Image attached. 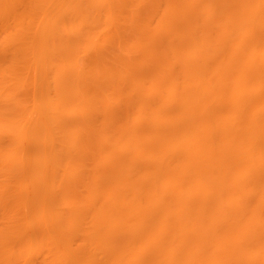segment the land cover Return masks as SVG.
<instances>
[{"label": "bare ground", "instance_id": "1", "mask_svg": "<svg viewBox=\"0 0 264 264\" xmlns=\"http://www.w3.org/2000/svg\"><path fill=\"white\" fill-rule=\"evenodd\" d=\"M135 1L137 2V0H0V22L2 23V25L4 27L6 26L5 28L9 27V21L11 18L15 20L17 27H19L23 24L27 25V29H26L24 35L26 37H28V39H26L25 41H20L18 44L19 48L23 49V47H21L19 45H23V46L25 45L26 47H24V49H26L29 45V42L31 41V37L33 36L34 33L38 32L39 29H40V32H42V31L44 32V33L43 32L42 33L44 34L45 39H47L49 34L53 33V32H54V34L59 33L58 34L59 36L64 35V37H62L60 41L54 42L51 47H52V49L57 51V55L54 57V59L56 57L59 59L63 58V57H66L68 59L70 58L69 60L70 61L72 60L70 62L71 65H63V66L61 65L59 67L57 64L56 65L57 67H54L55 70L51 68L52 70L50 69V71H48L47 73L45 72V75H40L38 73L39 77H35L33 79V82H32L33 84H32V89H31L34 92V95L37 97L36 101H38V100L42 101L44 98L49 96L50 82L47 79L48 78L50 79V74L53 73L51 76H52V78H55L56 84L57 85L62 84L66 87L65 92L63 91V88L61 87L62 91L64 92L61 95L62 106H63V104L68 105L69 102H71L72 100H75V101H79L81 103H84L86 107H97L96 105L98 104V106H99L98 109L101 112H103V114H101L103 116V118H100V117L98 118L99 120H103L102 122H100L101 127L97 130L93 129V130L86 131V134H85L86 137L85 138L80 137L75 131H72V130L69 132H66L65 134L60 135L61 136L60 142L62 143V145H71V147L73 149L74 148L77 149L75 151H78V154L80 155V156H78V158H80V159L77 158L79 161L77 160L76 162H74L75 166L71 167V168L69 167V169L67 167L69 163L66 164V168H63V166L65 167V165L61 166L60 162L57 163L59 166H56L57 165L56 162H55V164L51 163L52 158L49 157L47 148L43 144L42 141H35V142L31 143L26 138L22 139L20 137L23 140V143L21 145L25 150L30 149L31 151L37 152L39 154V156H37L35 159H33L29 164H26L24 161H22V163L20 164L21 170L25 171L26 169L31 167V168H37V170H39V172L40 171L43 172V168H44L43 165H45L48 168V170H44L45 173H46V171H51L53 174H58L62 170L63 172H61V174H58L61 176L60 177L61 179L59 178V180L64 181L62 183H63V185L65 184V186L67 188L63 187L65 189H63V188L60 189L62 191H60L58 193H56L55 191H50V192L44 193L43 189L36 190L33 192L26 191L28 189L25 187V185H24L25 188H23L22 184H20L21 187L19 185L15 188H8V186H6V188L8 190L10 189L9 190L10 192L8 191L9 194L13 193V195H15V194L17 195L18 191H20L22 194L24 193L23 194L24 196L20 192L17 195V197L20 195H21L20 197H22L21 198L22 200L20 199V197H18V201L20 199V202L17 205L18 209L20 208V206H23V209L25 210V208H27V206H26L27 204H25V203H27L31 197H32L31 199H33V200H35L33 197L38 198L33 202L32 206H34L35 211L37 210V213L38 212L40 213V214L38 213L39 214L38 219L40 221V224L42 225V234H43L44 238H48V242L50 241L52 244L56 245V243L59 242L60 244L58 243L56 245V246H59V245L63 244L64 242L69 243L70 240L63 237L61 240L58 241V240H55L51 237L52 236L51 233L48 234L49 225L56 227V230L54 233H57V232L61 231L62 229H64V225L60 224L62 222L60 220H62V219L61 218H58V219L52 218L50 216V214L53 215V213H55V211H56L55 209H57L56 208V203H57L56 201H58V199L62 198L63 200H65L64 198H66V199L68 197L70 198L72 196L71 194H73L72 192H74V189L76 190V188L78 186L81 187L82 185H84L85 187L83 186L81 188H83L84 190L86 188L85 192H87V193L85 194L86 196L83 197V199H84V201H86L87 205L77 204L80 202V200L78 201V198H77L78 196L75 197L76 195L73 196V197L77 198V199H74V201L72 200V198L67 199L68 202L70 203V204L68 203V205H71V204L75 205L74 207L79 206L78 208H75V209L73 207L71 213L73 215H75L77 212V214H78L77 216L79 217L81 215V217H79V219L81 218L80 220H82L79 223H78V220H77V222H74L75 221L74 220L72 222V226H71L70 231H71V236L72 235L74 236L77 234H82V232H84V236L82 237L84 239V241L87 243V241L89 240L90 243L94 246L91 249V251H89V253L87 255V258L89 260L93 261L92 264H103L104 257L108 258L110 260L111 264H123V263H125V261H126V263H128L127 261L132 262L133 259L137 258L136 255L137 256H138V254L144 255L145 248L141 247L142 246V244H141L140 247L143 248L144 250L142 251V249L141 248L140 249H141V252H143V253L138 252L136 249L132 250V247H135V245L132 246V244H131L132 242H134V240H132V242H130L131 237L133 238L131 232L132 231L137 232V230H138L137 233L142 235L147 230L149 232H152L151 235H153V233L156 230V229L154 230V228L156 225L155 223L157 221L155 220V217L152 216V214H150L149 216H147L145 218H142L140 216L141 214L139 212L134 211L132 209H129V207L122 206L123 204L118 206V203H116V201H115V204L113 202L111 209L108 211L110 213H108L106 210V205L108 203L107 204L103 203L104 205L100 203L101 204V205L99 204L100 208H99V206L97 207V203L96 204L93 203L94 200L96 201V199L101 197L100 194L102 193V190H103L105 183L108 180L113 179L114 172H116L120 169L119 168L118 170H116V168L122 164H125V162H127V164H129L127 168H124V171L126 169L125 176H124V177H127L126 179H128V178L133 179L132 172L135 170L137 165H139V166L142 165V169L144 168L146 171H148V170L150 171L149 175L146 174L147 177L150 178L149 179L150 182L148 181L149 184H145V182H144V184H142V180H141L140 184L139 183L137 185L135 184L136 186L132 187L133 189H131V190H133L135 192L137 191L139 193L151 192L153 194H161V195H163L162 199H164V201L167 199H170L171 197H172L173 201L176 200L177 195L181 196V195L186 193L185 192L186 189L184 190V187L186 185L189 186L191 184H192V186L190 188L188 187L189 192L186 194V195H189L190 197L188 196L189 200L187 199L186 203H188V202L192 203V201L195 198H198V195L200 197V194L206 193V194L219 195V196L222 194L225 195L226 193L224 194V190L222 191L221 188L225 186L224 185L225 183L227 185V181H224L222 179V177H224L226 175L222 174V177H219V174H218V177L221 178L220 181L222 180L225 182L224 183L221 181L222 183H224L223 185H221L219 178H217L218 179V181L216 180L217 182L213 181L214 179H216L214 177V174H216V173H214V172L218 171L217 165L220 167L219 168L220 171H224L226 169L221 170V166H222V163L224 164L225 162L228 163V165L225 163L224 166L227 165L228 167L232 163H233V166L235 164L234 167L230 166V168H228V169L235 168L237 164H238L237 167H240V165L242 163L247 164V165L244 164L245 168L242 164L243 170L245 171L243 173V170H241L243 174L239 170L242 168V166L239 169H237V167H236L235 171H234L235 174H236L237 170L239 171L238 174L239 173L242 174L241 176H238V179L240 178L239 179L240 180V187L238 185H237V187L241 190V193L243 195L247 194V192L254 194V190H261V188L264 187V186H261V183L264 179V160H263L264 158L262 160L261 159L259 160V158L256 160L257 157H255V160H254V155H253V154L257 155V153H255L256 148L258 150H260L264 146V134H262V133H264V107H262L264 104V95H262V96H259V94L256 95L255 94L256 91H255V93H253V91H251L249 88L250 86H252V85H250V82L252 81V83H253L256 78H248V76H247V78H245V77L239 78L238 77L240 79V80H238V78L236 79L235 76H234V78L230 77L229 73H226V72H223V73H225V75H223L222 72H221L222 74H218L217 72H219V71H214V70H216V68H213L211 66L212 64L216 65V62L218 61V59H220L222 62V59L223 58L225 59V56H224L225 52L226 53L231 52L233 54L232 56L233 57L235 56V58L237 59L238 57H240V56H238V54L240 53L239 51L243 50L245 48L244 47L245 45L248 46L249 48L246 47L243 50V52H245L246 49H248L246 51H249L251 48V50H250V53H251L253 48L250 46L254 47L253 44L256 43V41L258 40V37L260 38L261 36H264V0H217L215 3H211L212 0H166L165 6L161 7V8L159 7V5L162 4L163 0H154L156 4L151 5L150 8L152 6H154L155 8H151V9L148 8V11H149V9H150V11L153 10L152 15H154L155 18L157 19V23L154 27L142 25L141 23L140 24L138 23L136 25H135V23H132V24L126 23L125 20L128 18V16L133 15V12H134V11L132 12L134 7H131L129 5L135 4ZM60 3L61 4L64 3L61 6H64L67 4V6H65V7L70 8L71 12L67 8H66L67 10L64 9L65 11H62L63 9L59 8ZM136 6L137 5H135V7ZM18 7H22V10L20 12L17 11ZM65 7H63V8H65ZM136 9H137V7H136ZM73 10H75V11H73ZM66 11L69 13H65ZM76 11H77V16L78 15L81 16L80 20L82 22L79 21V23H82V26L80 25V30H79L81 32L80 33L77 32L79 34L76 33V36L70 37L72 34L73 35L75 34V33H73V31H72V34H70L71 32L69 33L68 31L69 30L70 31L75 30L74 29L75 27H73L70 24H73V23H71V21H72L71 15H72V13H73V15H75L74 13ZM127 11H128V13H127ZM98 12L104 14L103 19H102L103 21L99 20L102 18V17L98 18L100 15L95 17L96 15H98V14H96ZM65 16H66V18H65ZM49 17L50 18L55 17L54 20L53 19L52 20L56 21L57 25L56 24H53V26L51 25L53 28H50L51 27L50 23L48 26H46L47 22L50 20ZM90 19H93L95 21V24L93 22L90 24ZM51 21H49V22H51ZM62 21L65 23V25L67 27L64 25V23ZM58 22H59V24H58ZM61 22H62V24L60 25ZM66 23L67 24L70 23V24L67 25ZM92 24H93V27H91ZM94 25H96V26L94 27ZM72 27H73V29H71ZM59 29H60V31H59ZM61 29H63V30L61 31ZM77 29H78V27H77ZM98 31L100 32L98 34L100 36L110 35V34L119 36V35H123V34L126 35L127 33H131L132 35L134 34V35H139L140 37H142L141 38L142 41L140 44L146 43L147 45H145L142 48L141 52H143L142 53L143 56H141V57L144 58L146 62H148V60L151 57H153L154 55H156L158 51L164 52L165 54H163V59L165 61V68H166V70H168V69L172 70V68H173L172 79H176V80H174V81H176L175 84L179 85L180 81L182 80V78H178V77L175 78L176 75L179 76L177 71H179V69L181 68L184 73L188 72V73L184 74V76L186 75V78L183 77V80L186 79L188 82V83L186 81L184 82V83H186L185 84L186 87H187V85H189V87L191 86V88L188 87L190 92L192 91V93H193L194 90L196 91V92L194 91V93H196L195 96H194V94L191 93L193 95L192 98H189L192 95H190V96L186 95L185 96L186 98H184L183 93H181L180 95L177 94L175 92V90H177V89H175V86H172L173 85L172 82H174V81H171L172 85L169 86L168 92L170 94L169 90H171V92H172V90H174L175 93L174 94L171 93L169 96L167 95V97H169L168 99H167V97H165L167 91H163L165 96L163 93L161 94V92H160L158 94L159 98H158V95H156L158 99L155 96V100L153 102L152 101L144 102V100L138 101L141 103V105L138 106V104H136L137 105L136 109L133 111L132 115L131 116L128 115L124 121L119 120L121 116L119 115L117 108H113L116 106V104L114 105L115 100L109 99V96H106L104 94V92L106 89H108L110 86H112L114 89L119 90L116 92V94H120L123 91V89H125L127 87V84H125V82L123 83V86L121 88L119 84L111 85V82H104L103 80H100L97 82V81L91 80L90 78H86V75H83V78L80 75L74 76V73H75L74 69L81 67V65H80L81 62L90 61L91 57H94V58L98 57L99 59L107 58V56H104V55L99 56L98 55L99 52H101V51H107V49H106L107 47L106 48L104 47L105 48L104 49L103 46H101V48H97L95 45L92 48L91 47L89 48L87 46L88 45L87 43L92 39L91 36L93 35L95 38V34H97ZM64 32H65V34H64ZM66 32H68V33H66ZM90 37H91V39L88 40V42L86 43L85 41H87V39ZM244 37L248 38L249 40L246 41V38H245L242 40L244 42H240V38L242 39ZM256 38H257V40H256ZM252 39H253V41H255L254 43H253ZM48 41L46 40L47 43H48ZM46 42H44V43H46ZM83 42H85V44L87 46L86 51H84L85 49L82 48L83 52L82 51L79 52V50H80L79 47L81 45L83 46V44H84ZM184 42H186V44H184V45L187 48H189V51L193 50V52H194V54L192 56L188 57V62H185L187 60V58L182 59L181 55L177 56V55H179L181 45ZM248 42H252V44L248 43ZM243 43H245V45L242 46ZM93 44H94V42H93ZM184 45H182V46H184ZM53 46H55L57 49ZM5 49H6L5 45L1 44L0 45V54L1 55L5 54V51H6ZM100 49H102V50H100ZM168 52H172V54L174 56L168 58V56H167ZM229 55H231V54H229ZM245 55H246V53H245ZM226 56H227V54H226ZM180 58L182 60H180ZM212 58L216 59L217 61L214 63H211V65H209V67H208V70L206 68L204 69V66L202 68V63H204L203 65H205V63H206V66H208V64H210V62H211L210 59H212ZM175 59H177L179 61L177 62V60H175ZM213 59H212V62H213ZM228 59H230V58L227 57V60ZM263 60H262V62H263ZM226 61H225V65L228 67L229 65H228V63L226 64ZM221 62H220V64H222ZM57 63H59V62H57ZM70 63L68 62V64H70ZM230 63H233V62H230ZM234 63H236V61ZM170 64H171L172 68L170 67ZM175 64L178 66L179 69L177 68V66ZM184 64H186L185 67L186 66L188 67V71L184 67ZM199 64H201V65H199ZM52 65L54 66V64H52ZM173 65H175V66H173ZM260 65L262 66L261 63H260ZM220 66H223V65H220ZM232 66H233V64H232ZM263 66H264V64H263ZM151 67L153 69L152 68H150V69L154 70L155 66H151ZM182 67H184V68H182ZM258 67H259V65L256 68H258ZM194 69H195V71H194ZM211 69H213V72L216 74H213ZM217 69H218V67H217ZM232 69H233V67H232ZM232 69L230 68L228 70H232ZM261 69H262V67H261ZM41 71H43V70H41ZM175 71H176V73H175ZM205 71L206 72L208 71V72L205 73ZM209 71H211V72H209ZM223 71H227V70H225V68H224ZM235 71H236V69H235ZM229 72L231 75H233L231 73L232 71H229ZM254 72L257 73L256 71H254ZM262 72H263L262 73V75H263L264 71H262ZM153 73L154 72L152 71L151 74H153ZM210 73H211V75H210ZM233 73H234V71H233ZM42 74H43V72H42ZM59 74H62L63 77H60ZM234 74H236V73H234ZM240 74L241 73H239V75ZM202 75H204V76H202ZM207 75L208 76L210 75L209 78L211 77L210 79L212 82L214 80L220 81L219 79H221V81H220L221 85L220 86H222V87H219V88H221V91H220L221 93H224V92L226 93V97L225 96L222 97L224 100H226V102L222 103V101H224L223 99H219V102H221V103H218L217 101L212 100L213 97L218 96L216 94H219V93H216L211 97L210 96L207 97V95H204L206 97L204 98V96H203V100L205 99V101H207L208 103L205 101H203V102H205V105L207 103L206 107L208 109H207V111H205L206 109L204 110L205 113H207V114H202L204 117H202L200 120L199 119L200 117L197 119L194 117L193 113H191V111L194 109H192V103H190V100L192 99L191 101H193L194 99H199L203 95V94L200 95L201 92L200 93L198 92V85H197L198 82L197 81L199 79V82H200V79L208 78ZM244 75H247L246 71H245ZM212 77H214L216 79H214ZM74 78L79 83H82V82L92 83L94 85L93 91L90 94H84L83 95V94H78V93L74 92L73 89L69 90V87L72 85L71 81ZM108 78H116V77L110 76ZM257 79L260 80L262 78H257ZM177 80H179V82H177ZM157 81L158 80H154L155 83L162 85L161 82L158 83ZM218 81H214V82H216L215 84H217ZM134 83L137 85V87H135L136 93L141 95L139 93V90L140 91L143 90L142 86H141V81L138 79H134L133 84ZM195 83H197V84H195ZM169 84H170V82H169ZM169 84L167 82V84H163V85H169ZM188 89L186 88L185 91H187ZM191 89H193V90H191ZM227 94H228V97H227ZM198 96H200V97H198ZM209 98H212L211 101H214V103L217 102L218 104L211 103ZM116 99L118 100L117 97H116ZM156 100H158V101H156ZM200 100H201L200 102L202 104V107H205V105H203L204 103L202 102V97ZM227 101H228L229 105L227 104ZM118 102H120V101H118ZM138 102H136V103H138ZM209 103H211L212 105H215V106L213 107ZM189 104L191 106H189ZM225 104L227 105V107L224 106ZM261 104H262V106H261ZM208 105H210L211 107ZM223 107H225V108H223ZM228 107H230V109ZM217 109L219 111L221 110V112H218ZM232 109H235V110L231 111V112L229 111L230 113H228V110H232ZM9 110H10V108H9ZM208 110L211 111V113ZM213 111H216V113H214ZM223 111L228 115L233 112L232 113L233 117H232L231 121L234 120V122L235 121L236 122L232 123L233 122L232 121L231 122L232 125L230 123L231 126H226L225 123H223L225 125L224 126L222 124V120L224 119L223 115H226V114ZM143 112L144 113L148 112L149 116H151V120H152L151 123H149V120H148V122L145 121V123H144L143 119L141 121H137L134 123L132 120V117L135 116V121L139 118L141 119V117L143 116V114H142ZM209 113L213 114V115H211V117H209L210 116ZM248 113L250 115H252L254 118L256 117V119H260L261 123H259V124H261V125L263 124V127L258 128L256 126V123L255 124L244 123L245 122L244 119H243L244 121H241V122L239 121V119H240L239 116H241V115L247 116ZM36 114H37V119L42 120L46 125L48 124V121L46 120L45 117H49L50 120L52 121L51 124H53L58 119L57 123L61 122L62 126L66 125L67 127L69 125L73 124V122L75 123V121L84 123V122L92 121V119H93V118L90 119V118H86V117L83 118L81 116L79 119H75L74 121L70 122L68 120L69 118H66V119L64 118L65 117V115H63L64 114V108L59 109V110L54 109V108L46 110V108L43 107L42 109L38 110L36 112ZM98 115L101 116L100 114H98ZM195 115H196V113H195ZM214 117H216V120H218V122L221 120V124L218 125V124L214 123L216 125H213V122L216 121L213 119ZM148 118H150V117H148ZM207 118L208 119L210 118L209 120L213 119L212 122L211 121L207 122ZM217 118H221V119L219 120ZM247 118H250V117H247ZM130 120H132V121L128 122ZM140 122L142 123V125H140ZM114 123L117 125H121L118 128V130L113 133L114 136L116 137L115 143H113L112 141H109L110 140V132L106 128L109 125H112ZM145 124H146V126H145ZM221 125H223V126H221ZM150 128L152 131L150 134L149 133L144 134V132L142 131L144 129L145 131L149 132ZM125 130H127V131H125ZM126 132H129L131 134L130 138L132 137L133 139H136L135 140L136 142L134 143L135 147H131L129 145L133 141V140H131L132 138L131 139L129 138L130 143L128 141L129 139L128 140L125 139ZM183 132H184L183 136H185V139H186V140H183L185 142L183 144V146H185V150L183 149V152L181 151L182 153H180L177 151V147L182 142L180 143V138L178 139V137L176 135H180ZM233 132H234V134L232 136L234 138H236V136H234V135H237V134L239 135V133H240V136L242 138L241 137H240V139L238 138V141L241 140L242 143L245 140V138L248 137V140H246V141H248V143L240 144L241 150L239 149V145H237V143H240L241 141L237 142V140L235 141L234 139H233L234 140L233 141L232 138H231V140L229 139V137H232L230 134ZM235 133H237V134H235ZM21 135H23V134L21 133ZM225 135L226 136L228 135L227 136L228 139ZM220 136H223V138L225 137L224 140H226V141L229 140L228 142L233 141L232 143H234L237 147H234V149H232L230 147L231 148L230 149L229 148L230 145H228V142H227L228 148L224 149V146L222 145V143L223 142L225 143V141H223V138H221L223 141L222 142L219 139ZM217 139H219V141H221V145L223 146V148L222 147L220 148L221 145L218 143V141L215 142ZM85 140L87 141L86 143H85ZM125 140H127V142H128V145H129L128 148L130 147L129 149L127 147L123 146V144L125 143L124 142ZM246 141H244V142H246ZM122 142H124L122 144L123 147H120ZM133 142H132V144H133ZM215 143H218L220 145L219 149H221V150L223 149L221 152H217V151H219L218 144L216 146V145H214ZM244 144H246L247 146ZM241 145H243V147L246 146L243 149L244 151L242 150L243 147ZM186 146H187V148H186ZM180 147H181V145H180ZM225 147H227V146L225 145ZM72 148H70V149H72ZM81 149H83L84 151L89 150L90 153L93 152L94 150H96L98 152V155H92L93 156L92 157L93 158L92 163L89 165L90 167H89V169L87 168L88 170L86 172L84 170H83L84 171L83 172L82 169L84 167L85 168L87 167L88 162L86 161L87 163L85 164L84 156H86V155L84 154V152L82 154ZM258 150H256V151L258 152ZM245 151H247L248 153L246 154ZM261 151H260V153H261ZM181 155H183L184 157L188 156L190 159H189V161H187V163H185L183 165H178V162L180 161V159H178L179 161L177 162V158H181L182 157ZM77 162H79V164H77ZM180 162H182V161H180ZM31 163H32V165H31ZM78 166H79V169H78ZM139 166L136 169H139ZM40 167L42 170L40 169ZM49 167H51L53 169H51ZM60 167H62L61 170H60ZM107 167H109L110 171H108L109 169H107ZM231 167H233V168H231ZM54 168H56V169H54ZM57 169H58V173H56ZM65 169H67V170H65ZM210 169H211V171H210ZM216 169H217V171H214ZM139 170H141V169H139ZM139 170H137V171H139ZM212 170L214 171L213 172L214 174L211 173ZM158 171H160L161 174H163L165 176L164 181L162 183L159 182L160 184L157 182V179H156ZM220 171H218V172L220 173ZM229 172H228V174H229ZM63 173H65V174H63ZM147 173H149V172H147ZM224 173H226V172H224ZM116 174H117V172H116ZM161 174H160V176H161ZM230 174L232 175V172ZM58 175H56V178H54L55 180L58 179L57 178ZM64 175H67V176H65L66 178L64 177ZM247 175H248V177L246 178ZM233 177L235 178V175ZM118 178H121V175H119ZM234 178H232L233 181L238 180L237 178H236V180ZM66 179H67V182H66ZM224 179H226V178H224ZM227 179H228V177H227ZM70 181L72 182L71 183L72 185L70 184ZM90 181L92 182V184ZM115 181L117 182L118 179H116ZM132 181H135V180H130L129 182L127 181L128 183L126 182V184L132 186L133 185ZM238 181L236 182L237 184H238ZM73 182H76V183H74L75 185L73 184ZM86 182H88V183H86ZM89 182L91 185H89ZM137 182H139V181H137ZM78 183L79 184L81 183V184L79 185ZM228 184H230V183H228ZM251 184H254L253 188L250 187ZM87 185H89V186L87 187ZM123 185H125V184H123ZM120 187H122V185ZM225 187H224V189H225ZM228 187L229 186L227 185V188ZM18 188L19 189L23 188V190L25 192H23L22 189L19 190ZM95 188L97 189V191ZM11 189H13V190L11 191ZM16 189H18V190H16ZM70 189H71V191H70ZM15 190H16V193L14 194ZM65 190H66V192H65ZM220 190L222 191V193L220 192V194H219ZM263 190H264V188H263ZM77 191L78 190H76V192ZM256 192H258V191H256ZM126 193H127V191H126ZM130 193H132V192L130 191ZM76 194H78V192ZM153 194H151V195H153ZM33 195H35V196H33ZM80 195H79V197H80ZM140 195L142 197V194H140ZM203 196H205V195H203ZM258 196H259V194H258ZM25 197L28 200H26ZM144 197H146V196H144ZM214 197H216V196H214ZM240 197H242V196H240ZM252 197H253V195H252ZM44 198L46 199V201L44 200ZM201 198H202V196H201ZM226 198H227V196H226ZM115 199H116V197H115ZM150 199H151V197H150ZM180 199L182 200V198H180ZM184 199H186V198L184 197ZM206 199H207V197H206ZM256 199H257V197H256ZM37 200H39V201H37ZM71 200H72V202H71ZM151 200H154V199H151ZM160 200H161V198H160ZM170 200H168V201H170ZM197 200L195 199V201H197ZM24 201H26V202H24ZM36 201H37V203H36ZM107 201L110 202L108 199H107ZM158 201H159V199H158ZM178 201H179V199H177L174 202L177 204ZM203 201H204V203H207V202H205V199H203ZM226 201H228V200H226ZM247 201H249V200H247ZM222 202H223V200H222ZM224 202H225V199H224ZM263 202H264V200H263ZM64 203H65L64 205H67L66 202H64ZM175 203H174V205H175ZM186 203H184V204H186ZM179 204L182 205V203H179ZM197 204H198V202H197ZM207 204L210 205L211 203H207ZM195 205H196V203H195ZM200 205H202V204H200ZM256 205H257V203H256ZM82 206H84V207L82 208ZM89 206H93V208L90 207V209H89ZM132 206H133V204H132ZM198 206H199V204H198ZM154 207H156V206H154ZM36 208H38V209H36ZM85 208H87V209H85ZM96 208L101 209L102 213L101 212L99 213V211H98L99 209H96ZM104 208H105L106 212H105ZM180 208H184V207L181 206ZM214 208H216V210H217V208L221 209L222 206L220 204ZM78 209H81V210H78ZM167 209H169V207ZM235 209H237V208H235ZM103 210L105 213L103 212ZM122 210H124V211L122 212ZM196 210H197V207H196ZM203 210L205 211V209H203ZM221 210H220V212H221ZM227 210H228V213L223 217H227L229 214H231L232 211H234V209H232V208L231 209L228 208ZM153 211H154V209H153ZM184 211H186V210L184 209ZM191 211L193 212L194 210H191ZM191 211H189V213ZM238 211H240V210H238ZM240 212H243V211H240ZM184 213H186V212H184ZM202 213L204 214V212H202ZM212 213L210 215L212 218L207 220L205 222L206 223L205 225L202 222V224L204 226H201V225L198 226V223L200 220L195 219V218H194L195 220L191 219V221L190 220L185 221V224L188 225L189 230L190 229L191 230L187 231V228H184V230L182 229L183 232H180V233L182 234L183 237H186V238L188 237L187 240L189 242L192 240H194L196 242V243L193 242L194 245H193V243H189V242L185 243L186 246H187V244H191V245H188V246H191V249H192V251H189L190 253H195V255L197 254L196 256L198 257V255H200V253H199L200 248L203 247V246H201V243H200L201 240L200 239H202L203 243L206 244L207 242L210 241L209 239L212 238L211 241H213L214 237L218 236L219 239L216 238V240H214V244H216V246H214V248H213L214 252H216V254L211 255L214 252L212 250H209V249H207V250H209V253L211 251L212 252L210 254H205L203 252L204 250H202V248H201V250H202L201 252H203V253H201L200 256H202V254H205V256L209 255L211 258L213 257L211 259L210 257L206 256L207 258H210L211 261H207V259L204 257L205 258L204 260L209 262V263L210 262L213 263L215 261L214 263L217 262V264H221V262H223L225 260V264H227L226 262H228V261L229 262L232 260L235 261L236 259H237V261L240 260V259L238 260V258H236L235 254L237 253V255H239L241 252L239 254H238V252L243 251V249H244V245H243V243H244L243 242L244 241L243 234L244 233H246V234L249 233L250 238H252L253 241L254 240L257 242L260 241L259 238H261V237L256 236V234H254L253 230H251V229H253L252 228L253 224L250 225V223H249V226L251 227L250 228L247 225L248 224V222H247V224H245L247 227H245V230L243 229L244 232L242 234H240L237 230L238 228L237 229L233 228V226H236L235 225L236 219H234L235 221L232 219L233 222L227 221L225 223L223 221L225 218L223 219V217H219L220 218L219 219L217 217H214L216 215H213ZM121 214H123L122 215L123 217H121ZM191 214H193V213H191ZM198 214L200 217L197 215H190V216H193L196 218L199 217V219H201L204 216L200 212ZM205 214H206L205 215V217H206L207 212ZM182 215H184V214H182ZM201 215H203V216H201ZM241 215L243 216V214H241ZM35 216H37L36 212H35ZM186 216H184V217H186ZM139 217H141V218L139 219ZM188 217H189V215H188ZM95 218L97 220H95ZM180 218H181V216H180ZM208 218H206V219H208ZM221 218L223 220H221ZM229 218H231V217H229ZM86 219H88V220L91 219V220L88 221ZM203 219H205V218H202L201 220H203ZM244 219H245V217H244ZM83 220H84V222H83ZM180 220H182V219H180ZM241 220L244 221L243 218ZM85 222H87V223H85ZM97 222L100 224H98ZM93 223H95V224H93ZM158 223L159 222H157V224ZM220 223H222V224L225 223L224 225H226V227L229 228V231L231 232V235L234 239V240L233 239H231V240L234 241L233 242L234 244H232L231 240H230V242L222 243V240L223 241H225V240L229 241V239H225L224 237L221 236L222 240H220V237H219L220 231L219 230H218L217 236L213 235L214 237H211V238L207 237V236H211L210 235L211 233L215 234L217 232V229H220L222 227V224L220 225ZM96 224L99 226V228L96 226L98 228V231L100 232L101 229H103L104 233L102 232V234H101V232H100L99 236L94 237L95 233L99 234V232L97 231V228L95 227ZM162 224H164V223H162ZM126 227H127V229H126ZM175 227H177V226H175ZM199 227L200 228L202 227L201 232L198 230ZM243 227H244V225H243ZM206 228L208 231H210L209 235L207 233L208 231L206 230ZM134 229H137V230H134ZM166 229H168V232ZM171 229L173 230L174 227H171ZM171 229H170V227L166 228V225H165V230H166L165 233H167V234L171 233V234H168L167 237H166L167 234H165V233L164 234H165V237L167 239L173 238V241H174L175 236L174 237L169 236V235H173V233H175ZM169 230L172 232H170ZM185 230H186V232H188V234H183V233H185L184 232ZM239 231H240V229H239ZM135 232H132V233H135ZM204 232H205V234H207L206 238H204L205 237ZM260 232L261 231H259V233ZM158 233H156V234L154 233L155 235L152 236V240H154L153 241L154 244L153 245L151 244L153 247L151 250L148 249L150 251V254H148L149 252L148 253L146 252L145 255L148 254V256L145 257L142 255L143 258H142V260L140 259L141 261L138 260V258H137V261H140L139 264H146L147 261H149L148 264H150V262L154 261V259H155V261L156 260L159 261L162 257L166 256V254H164L162 252V249L159 248L160 247L159 245L164 244L163 240L166 238H164L162 236V235H164L162 232H161L162 234H160V233L159 234L164 239L160 238L159 237L160 235ZM127 234H129V236ZM2 235H4V234H2ZM130 235H131V237H130ZM157 235H159V236H157ZM179 235L180 234L178 233V236ZM200 235H201V238L199 239ZM6 236H8V234ZM182 236H179L178 239H180ZM106 237H108V239H110L112 242L110 240L106 241L105 240ZM126 237H128V238L130 237V238L127 239ZM158 237L160 239H162L161 240L162 243L160 241L157 242V240H160ZM183 237H182V241L183 242L187 241V240H184ZM92 238H94V239L92 240ZM86 239H88V240H86ZM176 239H177V236H176ZM124 240H127L128 242L124 241ZM62 241H63V243H62ZM104 241H105V243H104ZM150 241H151V239H150ZM180 241H181V239H180ZM204 241H206V242H204ZM211 241H210L209 245L211 246L210 248L212 249L211 243H213V242H211ZM245 241H247V240H245ZM156 242H157V244H159V242H160V244L156 245ZM65 243H64V245H65ZM225 243H228V246H229V244L237 245L236 247H238L239 245L240 246L238 247V249L235 247L233 251H228V252H231L228 254L227 250H229L231 248L233 249V246L228 247L229 249L225 248V246H227V245H225ZM262 243H264V242H262ZM106 244H107V246H106ZM133 244H135V243H133ZM222 245L224 246L225 249H227L226 251ZM257 245H258V243H257ZM157 246H159V247H157ZM182 247H184V246H182ZM159 249H161V252L165 256H162L161 253H160L161 255L158 254L160 252V251H158ZM82 250H80V253H83L82 255H84V257L86 258L85 247H84V249L82 248ZM134 250L136 251L137 254L134 252ZM84 251H85V253H84ZM157 251H158V253H157ZM256 251H258V250H256ZM164 252H165V250H164ZM169 252H168V254L171 255ZM189 252H186V253H189ZM186 253H184V254L186 255ZM190 253L187 255L190 256L191 255ZM249 253H251V251ZM157 254L159 256H161L158 259H157V257H158ZM184 254H182V255H184ZM185 255L182 256V258H180L181 261L186 259ZM193 255L194 254L191 255L192 257L190 256L191 258L186 259L187 262L188 261L190 262L192 258L193 259L195 258V256L193 257ZM259 255H261V254H259ZM200 256H199V258H200ZM59 257H61V256H59ZM138 257H140V256H138ZM183 257H184V259H183ZM167 258L168 257L166 256L164 259L168 260L169 263L166 260H165L166 262L163 260L162 261L163 264H167V263L168 264H171V263L172 264L173 263L178 264V262L175 261V260H178V259H176V258H178V256L175 257V260H173L174 257L171 259L174 262H172L171 260H169ZM169 258H170V256H169ZM200 259L202 260V263L205 262V261H203L202 257ZM200 259H199V261H200ZM242 259H243V257H242ZM186 260L184 261V263L182 262L181 264H185ZM196 260H197V258L194 259L193 263H192V261L190 263L195 264V262L198 261V260L197 261ZM212 260H214V261H212ZM170 261H171V263H170ZM243 261H244V259H243ZM154 262L152 264H157L156 262L155 263ZM88 263H90V261H88ZM159 263L160 262H158V264ZM162 263H160V264H162ZM197 263L200 264V262H197ZM253 263H254V261H253ZM262 263H264V262H262ZM259 264H261V263H259Z\"/></svg>", "mask_w": 264, "mask_h": 264}, {"label": "rangeland", "instance_id": "2", "mask_svg": "<svg viewBox=\"0 0 264 264\" xmlns=\"http://www.w3.org/2000/svg\"><path fill=\"white\" fill-rule=\"evenodd\" d=\"M217 0H212L211 1V3H215ZM162 2V1H161ZM166 2V0H163V2H162V4H160L159 5V7L161 8V7H164L165 6V3ZM62 4H64V3H62ZM61 3H60V7L59 8H62L63 10L62 11H65V10H67V9H69L70 10V8H68V7H65V6H67V4L66 5H64V6H61L62 5ZM153 4H156L155 3V1L154 0H137V2L135 1V4H133V5H129V6H131V7H134L133 8V10H132V12H133V15H130V16H128V18L125 20L126 21V23H130V24H132V23H135V25L136 24H142V25H146V26H150V27H154L155 25H156V23H157V19L155 18V16L154 15H152V12H153V10L152 11H150V9L151 8H155L154 6H152L151 8H150V6L151 5H153ZM135 5H137L136 7H137V9H136V7H135ZM86 6V5H85ZM63 7H65V8H63ZM67 8V9H66ZM87 8V7H86ZM148 8H150L149 9V11H148ZM58 9V8H57ZM65 9V10H64ZM76 9V8H75ZM84 9V8H83ZM127 9V8H126ZM22 10V7H18L17 8V11L18 12H20ZM73 11H75V10H73ZM126 11V10H125ZM70 12H71V10H70ZM87 12V11H86ZM65 13H69V12H65ZM127 13H128V11H127ZM13 14V13H12ZM11 14V15H12ZM75 15H73V13H72V15H71V17H72V21H71V23H73V24H70V23H66L67 25H72L73 27H75L74 29L75 30H69L68 32L70 33V34H72V31H73V33H75L74 35L72 34L70 37H73V36H76V33L77 32H81V31H79L80 30V25L82 26V23H79V21L80 22H82L80 19H81V16L80 15H78L77 16V11L74 13ZM96 14H98V15H96L95 17H97V16H99L98 18H100V17H102L101 19H99V20H102L103 19V15L104 14H102V13H96ZM67 16V15H66ZM66 16H65V18H66ZM70 16V15H69ZM70 17V18H71ZM93 17V16H92ZM54 18L55 17H52V18H50L49 17V21H51L52 19L54 20ZM68 19V18H67ZM51 21V22H47V25L46 26H48L49 25V23H50V26L52 25L53 26V24H56L57 25V23H56V21ZM70 20V19H69ZM93 19H90V24L93 22L94 24H95V21L93 20ZM129 20V21H128ZM67 21V20H66ZM103 21V20H102ZM63 22V21H62ZM62 22L60 23V25L62 24ZM70 22V21H69ZM46 23V22H45ZM64 23V22H63ZM58 24H59V22H58ZM77 24V25H76ZM64 25H65V23H64ZM49 26V27H50ZM50 27V28H53V27ZM66 26V25H65ZM96 25H94V27H95ZM6 27V26H5ZM3 25H2V23L0 22V45L1 44H4L5 45V54H0V264H92V260H89L88 258H87V255H88V253H89V251H91V249L94 247L91 243H90V241L88 240V239H86V240H88L87 241V243L84 241V239L82 238L83 236H84V232H82V234H77V235H72L71 236V226H72V222L74 221V222H77V220H78V223L79 222H81L82 220H80L79 219V217H81V215L78 217L77 215V212H76V214L75 215H73L72 213H71V211H72V209H73V207L75 206V205H68V200L67 199H70V198H72V200L74 201V199H77L78 198V201L80 200V202L79 203H77V204H79V205H87V203H86V201H84V199H83V197H85L86 195V193L87 192H85V190H86V188H85V190L83 189V188H81V187H83L84 185H82L81 187L80 186H78L77 188H76V190H78L77 192H78V194H76L77 192H76V190L74 189V192H72L73 194H71L72 196L69 198H64L65 200H63L62 198H60V199H58V201H56L57 203H56V208L57 209H55L56 211H55V213H53V215L52 214H50V216L52 217V218H61L62 220H60V221H62L60 224H62V225H64V229H62L61 231H59V232H57V233H54L55 232V230H56V227H53L52 225H49V227H48V234H52V238L53 239H55V240H61L63 237L64 238H66V239H69L70 241H69V243L68 242H64L65 243V245H64V243H63V241H62V243L63 244H61V245H59V246H56L58 243H56V245L55 244H52L50 241L48 242V238H44V236H43V234H42V225L40 224V221H39V219H38V215L40 214L39 212V214L37 213V210L35 211V208H34V206H32V204H33V202L36 200V199H38L37 197L35 198V197H33L35 200H33V199H31L30 198V200L27 202V203H25V204H27L26 206H27V208H25V210L23 209V206H20V208L18 209L17 208V205L19 204V202H20V199L22 198V197H20V196H18V197H20V199H19V201H18V197H17V195L19 194V192L20 191H18V194L16 195L15 193H16V190H18V189H16L15 190V192H14V194L15 195H13V193L12 194H9V190L6 188V186H8V188H15V187H17V186H19L20 184H22L23 185V188H27L28 190H26V191H30V192H33V191H36V190H41V189H43L44 190V193H46V192H50V191H55L56 193H58V192H60V191H62V190H60V189H62L63 187H66L65 186V184L63 185V183L62 182H64V181H61V180H59V178L61 177L60 175H58V174H61V172H63L62 170H61V168L62 167H60V170H61V172L60 173H58V169L56 170L57 172L56 173H58V174H53L51 171H46V173L44 172V170H48V168L45 166V165H43V172L42 171H40L39 172V170H37V168H28V169H26L25 171H23V170H21V168H20V164L22 163V161H24L26 164H29L33 159H35L37 156H39V154L37 153V152H33V151H31L30 149H28V150H25L23 147H22V143H23V138H26L28 141H30L31 143L32 142H35V141H42L43 142V144L46 146V148H47V151H48V155H49V157H51L52 158V160H51V163H53V164H55V162H56V164L57 163H61V166L62 165H65V167L63 166V168H66V164L67 163H69L68 164V169H69V167L71 168V167H74L75 166V164H74V162H76L78 159H80V158H78V156H80L79 154H78V151H75V150H77V149H73L72 147H71V145H62V143L60 142V140H61V136L60 135H62V134H65L66 132H69V131H75L80 137H83V138H85L86 137V131H88V130H93V129H95V130H97V129H99L100 127H101V123L100 122H102L103 120H99L98 118L100 117V118H103V116L101 115V114H103V112H101L99 109H98V104L96 105L97 107H86L85 106V104L84 103H81V102H79V101H75V100H72L71 102H69V104L67 105H64L63 104V106H62V101H61V95L65 92V89H66V87L64 86V85H62V84H60V85H57L56 84V81H55V78H52V74L53 73H51L50 74V79L48 78L47 80L50 82V90H49V96L48 97H46V98H44L42 101H36L37 100V97L34 95V92L31 90L32 89V82H33V79L35 78V77H39L38 76V73L40 74V75H45V72L47 73L48 71H50V69L52 68V69H54V67H57L56 65L58 64V66L60 67L61 65L63 66V65H71V61L68 59V58H66V57H63V58H55L54 59V57L57 55V51L56 50H54V49H52V44L54 43V42H58V41H60L61 40V38L62 37H64V35H61V36H59L57 33L56 34H54V32L53 33H50L49 34V36H48V38L47 39H45V36H44V32L42 33V32H40V29H39V31L38 32H36V33H34L33 34V36L31 37V41L29 42V45H28V47L26 48V49H24V47H26L25 45L23 46V45H19V46H21V47H23V49H21V48H19L18 47V44H19V42L20 41H25L26 39H28V37H26L25 35H24V33H25V31H26V29H27V25L26 24H23V25H21V26H19V27H17L16 26V22H15V20L14 19H10V21H9V27L8 28H5ZM67 27V26H66ZM73 27L71 28V29H73ZM77 27H78V29H77ZM91 27H93V24L91 25ZM48 28V27H47ZM82 28V27H81ZM63 29H61V31H62ZM82 30V29H81ZM59 31H60V29H59ZM75 31V32H74ZM85 31V30H84ZM68 32H66V33H68ZM83 32V31H82ZM79 33H77V34H79ZM84 33V32H83ZM100 32L98 31V33L97 34H95V38H94V36L92 35L91 37H92V39H91V37L90 38H88L87 39V41H85L86 43L88 42V40H90L87 44V46L90 48H92L94 45L97 47V48H101V46H103V48L105 47H107L106 49H107V51H101V52H99V56H102V55H104V56H107V58H105V59H99L98 57L97 58H94V57H91V59H90V61H85V62H81V67H78V68H75L74 69V76H77V75H80L82 78H83V75H86V78H90L91 80H94V81H100V80H103L104 82H111V85H113V84H119L120 85V87L122 88V86H123V83L125 82V84H127V87L125 88V89H123V91L120 93V94H116V92L117 91H119V90H116V89H114L112 86H110L108 89H106L105 90V92H104V94L106 95V96H109V99H114L115 100V103H114V105L116 104V106L115 107H113V108H117V111L119 112V115L121 116L120 117V119L119 120H122V121H124L125 119H126V117L129 115V116H131L132 115V113H133V111L136 109V104H138V106H140L141 105V103L140 102H138V101H141V100H144V102H150V101H154L155 100V96L156 95H158L160 92H161V94L163 93V91H167V93H166V96H165V94H164V96L165 97H167V95L169 96L171 93L172 94H174L175 92L177 93V94H181V93H183L184 94V98H186L185 96L186 95H188V96H190V95H192V94H194V96H195V94L196 93H194V91H193V93H192V91L190 92V90L188 89V87H189V85H187V87L185 86V84L186 83H184L185 81L187 82V80L186 79H184L183 80V77H185L186 78V75L184 76V74L185 73H188V72H183V70L180 68H178V66H177V68L179 69V71H177V73H178V75L179 76H175V78H182V80L180 81V84L178 85V84H175L176 83V81H174V80H176V79H172V77H173V74H172V72H173V68H172V66H171V64H170V67L172 68V70H166V68H165V61H164V59H163V54H165L164 52H162V51H158L157 52V54L156 55H154L153 57H151L149 60H148V62H146L145 61V59L144 58H142L141 56H143V52H141V50H142V48L145 46V45H147L146 43H143V44H140L141 43V41H142V37H140L139 35H132L131 33H127L126 35L125 34H123V35H119V36H116V35H102V36H100V35H98ZM64 34H65V32H64ZM69 34V35H70ZM26 37V38H25ZM234 38V37H233ZM246 37H244V38H240V42H244V41H242L243 39H245ZM46 40L48 41V43L46 42ZM249 39L248 38H246V41H248ZM256 40H257V38H256ZM245 41V42H246ZM252 41H253V39H252ZM44 42H46V43H44ZM85 42H83L84 44H85ZM93 42H94V44H93ZM239 42V43H240ZM255 41H253V43H254ZM82 43V44H83ZM248 43H251L252 44V42H248ZM83 44V46L81 45L80 47H79V52L80 51H82L83 52V50H82V48L83 49H85L84 51H86V48H87V46H86V44L84 45ZM184 44H186V42H184L182 45H184ZM241 44V43H240ZM14 45V46H13ZM181 45V49L183 50H181L180 49V52H179V55H177V56H180L181 55V57H182V59H184V58H187V60L185 61V62H188V57L189 56H192L193 54H194V52H193V50H190L189 51V48H187L185 45L184 46H182ZM243 45H245V43H243L242 44V46ZM248 45V44H247ZM254 45V47L253 46H250V47H252L253 49H252V51H251V53H250V50H251V48H250V50L249 51H246V50H248V49H246L245 50V52H243V50L247 47V48H249L248 46H244L245 48L243 49V50H241V51H239L240 53L238 54V56H242L241 58L240 57H238L237 59L235 58V56L233 57L232 55V53L230 52V53H226L227 54V56H226V54L224 53V56H225V59L223 58L222 59V62H221V60L220 59H218V61L216 60V59H213V62H212V59H210L211 60V62H210V64H208V66H206V63H205V65H203L204 63H202V68H203V66H204V69L206 68L207 70H208V67H209V65H211V63H214V62H216V65H214V64H212L211 66L213 67V68H216V70H214V71H219V72H217L218 74H222L223 72H226V73H229V76L230 77H233L234 78V76H235V78L237 79L238 77L239 78H247V76H248V78H256L255 80H254V82L252 83V81L250 82V85H252V86H250L249 88H250V90L251 91H253V93H255V91H256V95L257 94H259V96H262V95H264V74L262 75V71H264V66H263V64H264V36H261L260 38L258 37V40L256 41V43L255 44H253ZM56 46V45H55ZM55 46H53V47H55ZM187 49H186V48ZM56 48V47H55ZM78 48V47H77ZM104 48V49H105ZM57 49V48H56ZM191 49V48H190ZM100 50H102V49H100ZM77 51V50H76ZM245 53H246V55H245ZM229 54H231V55H229ZM244 55V56H243ZM168 58H170V57H173L174 55L172 54V52H168ZM141 57V58H140ZM227 57H229L230 59H228L227 60ZM244 57V58H243ZM140 58V59H139ZM179 58V57H178ZM181 58H180V60H182ZM235 59V60H234ZM53 60V61H52ZM174 60V59H173ZM175 60H177V59H175ZM220 60V61H219ZM227 60V61H226ZM230 60V61H229ZM233 60V61H232ZM262 60H263V62H262ZM55 61V62H54ZM158 63H157V62ZM179 60H177V62H178ZM225 61H226V64L228 63V65L230 66H226L225 65ZM229 61V62H228ZM236 61V63H234ZM54 62V63H53ZM57 62H59V63H57ZM65 62V63H64ZM68 62L70 63V64H68ZM181 62V61H180ZM184 62V61H183ZM220 62L222 63V64H220ZM224 62V63H223ZM230 62H233V63H230ZM176 63V62H175ZM220 65H223V66H220ZM260 63L262 64V66L260 65ZM52 64H54V66L52 65ZM231 64V65H230ZM232 64H233V66H232ZM175 65H173V66H175ZM185 65L186 64H184V67H185ZM199 65H201V64H199ZM198 65V66H199ZM259 65V67L258 68H256L257 66ZM151 66H155V68H154V70H151L150 68H152ZM181 66V65H180ZM179 66V67H180ZM206 66V67H205ZM233 67V69H232V67ZM43 67V68H42ZM184 67H182V68H184ZM217 67H218V69H217ZM223 67V68H222ZM235 67V68H234ZM261 67H262V69H261ZM41 68V69H40ZM170 68V69H171ZM176 68V67H175ZM186 69H187V71H188V67L186 66L185 67ZM201 68V67H200ZM211 68V67H210ZM222 68V69H221ZM224 68H225V70H227V71H223L224 70ZM232 69V70H228V69ZM260 68V69H259ZM51 69V70H52ZM153 69V68H152ZM235 69H236V71H235ZM41 70H43V71H41ZM55 70V69H54ZM212 70V73L213 74H216V73H214L213 72V69H211ZM221 70V71H220ZM261 70V71H260ZM152 71L154 72L153 74H151L152 73ZM194 71H195V69H194ZM229 71H232L231 73L233 74V75H231L230 74V72ZM233 71H234V73H236V74H234L233 73ZM240 71V72H239ZM245 71H246V74L247 75H244L245 74ZM254 71H256L257 73H255ZM41 72V73H40ZM42 72H43V74H42ZM208 72V71H207ZM206 71H205V73H207ZM209 72H211V71H209ZM222 72V73H221ZM261 72V73H260ZM175 73H176V71H175ZM239 73H241L240 75H239ZM244 73V74H243ZM210 75H211V73H210ZM209 75V76H210ZM223 75H225V73H223ZM228 75V74H227ZM237 75V76H236ZM59 76L60 77H63L62 76V74H59ZM110 76H115L116 78H108V77H110ZM202 76H204V75H202ZM209 76L207 75V77L208 78H203V79H200V82H199V79H198V84L197 83H195V84H197L198 85V92L200 93V95H202L201 97H202V102L203 101H205V99L203 100V96L204 95H207V97H211V96H213L214 94H216V93H219V94H216V95H218V96H214L213 97V99L212 98H209V100H210V102L211 103H214V101H217L218 103H221V102H219V99H223L222 97L223 96H225L226 97V93L224 92V93H221L220 91H221V88H219V87H222V86H220L221 85V83H220V81H221V79H219L220 81H218V80H214V81H218V85L217 84H215L216 82H212L211 81V77L209 78ZM262 76V77H261ZM206 77V76H205ZM212 78H214V77H212ZM238 78V80H240ZM257 78H262V79H260V80H258ZM134 79H138V80H140L141 81V86H142V91H140L139 89V93L141 94V95H139L138 93H136V91H135V87H137V85L134 83L133 84V81H134ZM214 79H216V78H214ZM154 80H158L157 82L159 83V82H161L162 83V85H159V84H157V83H155L154 82ZM258 80V81H257ZM171 81H174V82H172V84H171ZM183 81V82H182ZM263 83H262V82ZM72 82V85L69 87V90H72L73 89V91L74 92H76V93H78V94H90L92 91H93V84L92 83H90V82H82V83H79V82H77L76 80H75V78L71 81ZM167 82H168V84H169V82H170V84L169 85H163V84H167ZM177 82H179V80H177ZM260 82V83H259ZM79 83V84H78ZM184 83V84H183ZM188 83V82H187ZM220 83V84H219ZM262 83V84H261ZM175 86V89H177V90H175V92H174V90H172V92H171V90H169L170 91V94H169V92H168V89H169V86ZM177 85V86H176ZM61 87L63 88V91H62V89H61ZM188 89L187 91H185V89ZM189 88H191V86L189 87ZM232 88V87H231ZM34 89V88H33ZM191 90H193V89H191ZM229 90V89H228ZM196 92V91H195ZM227 92V91H226ZM233 92V91H232ZM192 93V94H191ZM163 96V95H162ZM183 96V95H182ZM187 96V97H188ZM116 97L118 98V100L116 99ZM193 97V95L192 96H190L189 98H192ZM198 97H200V96H198ZM201 97L199 98V99H194L193 101H191L190 99V103H192V109H194V110H192L191 111V113H193V115H194V117L195 118H199L200 120H201V118L202 117H204L202 114H207V113H205V111H207V101H205V102H207L206 103V105H205V102H203L204 104L203 105H205V107H202V104H201ZM206 96H204V98H205ZM227 97H228V94H227ZM156 98H157V96H156ZM158 98H159V95H158ZM157 98V99H158ZM169 97H167V99H168ZM195 98V97H194ZM211 99L212 100H214V101H211ZM226 99V98H225ZM199 100V101H198ZM224 100V99H223ZM118 101H120V102H118ZM156 101H158V100H156ZM221 101V100H220ZM263 101V100H262ZM136 102H138V103H136ZM214 103V104H218V103ZM225 103L226 102V100H224V101H222V103ZM211 103H209V104H211ZM227 104H228V101H227ZM263 104V103H262ZM262 104H261V106H262ZM222 105V104H221ZM229 105V104H228ZM189 106H191L190 104H189ZM198 106V107H197ZM208 106H210V105H208ZM211 106H215V105H212L211 104ZM210 106V107H211ZM225 107H227V105L225 104L224 105ZM232 106V105H231ZM230 106V107H231ZM43 107H45L46 108V110L48 109H57V110H59V109H62V108H64V114L63 115H65V119L66 118H69L68 120L70 121V122H72V121H74L75 119H79L81 116L84 118V117H86V118H90V119H92V121H88V122H84V123H82V122H77V121H75V123L73 122V124H71V125H69L68 127L65 125V126H62V123L61 122H58L57 123V120L53 123V124H51L52 123V121L50 120V118L49 117H45L46 118V120L48 121V124L46 125L42 120H39V119H37V114H36V112L38 111V110H40V109H42ZM225 107H223V108H225ZM230 107H228L229 109H230ZM262 107H264V104H263V106ZM9 108H10V110H9ZM232 108V107H231ZM130 109V110H129ZM191 109V108H190ZM198 109V110H197ZM206 109V110H205ZM219 109V108H218ZM217 109V110H218ZM227 109V108H226ZM205 110V111H204ZM212 110V109H211ZM216 110V109H215ZM224 110V109H223ZM235 109H232V110H228V113H230L231 111H234ZM209 111V110H208ZM227 111V110H226ZM230 111V112H229ZM198 112V113H197ZM210 113H211V111H209ZM214 113H216V111H213ZM218 112H221V110L219 111L218 110ZM224 112V111H223ZM195 113H196V115H195ZM209 113V114H210ZM225 113V112H224ZM233 113V112H232ZM231 113V114H232ZM98 114H100L101 116H99ZM143 114V116L141 117V119L139 118V119H137L136 121H135V116H133L132 117V120H133V122L135 123V122H137V121H141L142 119H143V121H144V123H145V121H147L148 122V120H149V123H151V116H149V114H148V112H143L142 113ZM226 114V113H225ZM231 114H226V115H223V117H224V119L222 120V124L223 123H225V125L226 126H231L232 125V123H235L234 122V120H232L231 121V119H232V117H233V114L231 115ZM211 115H213V114H210V116L209 117H211ZM215 115V114H214ZM228 115V116H227ZM227 116V117H226ZM148 117H150V118H148ZM207 117V116H206ZM217 117V116H216ZM216 117H214L213 119L214 120H216ZM246 119H245V118ZM247 117H250V118H247ZM131 118V117H130ZM134 118V119H133ZM227 118V119H226ZM239 121L241 122V121H244L245 120V122L244 123H249V124H255L256 123V126L258 127V128H261V127H263V124L261 125V124H259V123H261V121H260V119H256V117L254 118L252 115H250L249 113H248V115L246 116H239ZM252 118V119H251ZM129 119V118H128ZM127 119V120H128ZM147 119V120H146ZM210 119V118H209ZM208 118H207V122L209 121H211L212 122V120L213 119H211V120H209ZM217 119H221V118H217ZM244 119V120H243ZM255 119V120H254ZM126 120V121H127ZM132 120H130V121H128V122H131ZM251 120V121H250ZM198 121V120H197ZM217 121V122H216ZM216 121H214L213 122V125H216V124H221V120L218 122V120H216ZM232 122V123H231ZM122 123V122H121ZM214 123H216V124H214ZM230 123H231V125H230ZM259 124V125H258ZM123 125V124H122ZM140 125H142V123L140 122ZM224 125V124H223ZM223 125H221V126H223ZM224 125V126H225ZM121 125H117V124H112V125H109L108 127H106L107 129H108V131L110 132V140L109 141H112L113 143H115L116 142V137L114 136V132H116L117 130H118V128L120 127ZM145 126H146V124H145ZM220 126V127H221ZM151 127V126H150ZM125 131H127V130H125ZM143 132H144V134H150L152 131H151V128H150V131L148 132V131H145L144 129L142 130ZM21 133L23 134V135H21ZM20 134V135H19ZM234 134V132L233 133H231L230 135L232 136ZM235 134H237V133H235ZM262 134H264V133H262ZM130 133L129 132H126V134H125V139H129L130 138ZM184 135V132L182 133V134H180V135H176L177 137H178V139L180 138V145H181V147H180V145L177 147V151L178 152H180V153H182L183 152V149L185 150V146H183V144L185 143L183 140H186L185 139V136H183ZM181 136V137H180ZM226 136V135H225ZM228 136V135H227ZM226 136V137H227ZM234 136H236V138H234L233 136L232 137H229V139L231 140V138H232V140L234 139L235 141L237 140V142H239V141H241V140H239L238 141V138L240 139V133H239V135L237 134V135H234ZM238 136V137H237ZM22 139H21V138ZM244 137V136H243ZM82 138V139H83ZM132 138V137H131ZM130 138V139H131ZM221 138H223V136H220V140L222 141V139ZM242 138V137H241ZM245 138V137H244ZM247 138V139H246ZM245 138V140L244 141H246V140H248V137H246ZM21 139V140H20ZM130 139L128 140L129 141V143H130ZM219 139H217L215 142H217L218 141V143L221 145V141H219ZM225 139V137L223 138V141H225V143L223 144L222 143V145L224 146V149H226V148H228V145H230L229 146V148L231 147L232 149H234V147H237L234 143H232L233 141H230V142H228V141H226V140H224ZM227 139H228V137H227ZM127 140H125L124 142H122L121 143V146L120 147H127L128 148V146L130 145L131 147H135L134 146V143L136 142L135 140L136 139H131V140H133L132 142H133V144H132V142H131V144L133 145H131V144H129L128 145V142H127ZM182 140V141H181ZM243 141V143H248V141H246V142H244ZM87 141L85 140V143H86ZM127 142V143H126ZM227 142H228V145H227ZM125 145H124V144ZM218 143H215L214 145H216L217 146V144ZM230 143V144H229ZM232 143V144H231ZM242 143V141L240 142V143H237V145H239V149L241 150V148H240V144H243ZM122 144H123V146H122ZM218 144V149H219V145ZM220 146V148L222 147L223 148V146ZM225 145L227 146V147H225ZM244 145H246V144H244ZM242 147H243V145H241ZM247 146V145H246ZM246 146H244V147H246ZM244 147L242 148V150L244 149ZM70 148H72V149H70ZM130 148V147H129ZM128 148V149H129ZM182 148V149H181ZM186 148H187V146H186ZM230 148V149H231ZM79 150V149H78ZM83 149H81V152H82V154H83V152H84V154L86 155V156H84V161H85V164L87 163V167L84 169H82V171L84 170L85 172L89 169V165L92 163V160H93V156L92 155H98V152L96 151V150H94L93 152H91L90 153V151L88 150V151H82ZM217 150V149H216ZM223 150V149H222ZM221 149H219V151H217V152H221L222 151ZM256 150H258L257 148H256ZM255 150V153H257V155L256 154H253L254 155V160H255V157H257L256 158V160L259 158V160L261 159H263L264 158V146L260 149V150H258V152L260 153V151H261V155L257 152ZM96 151V152H95ZM182 151V152H181ZM244 151V150H243ZM80 152V151H79ZM176 152V151H175ZM241 152V151H240ZM246 152V154L248 153L247 151H245ZM177 153V152H176ZM179 154V153H178ZM182 156V157H181ZM180 157L181 158H177V162L179 161L178 159H180V161H182V162H178V165H183V164H185V163H187V161H189V157L188 156H183V155H181ZM246 156V155H245ZM98 157V156H97ZM96 157V158H97ZM187 157V158H186ZM262 157V158H261ZM78 158V159H77ZM185 159V160H184ZM264 160V159H263ZM79 161V160H78ZM87 161V162H86ZM90 162V163H89ZM176 162V163H177ZM223 162V161H222ZM49 163V162H48ZM181 163V164H180ZM226 163V162H225ZM225 163L223 164L222 163V166H221V170H224V169H226V170H224V171H220L219 170V166L217 165V169H218V171H220V173L217 171V169L216 170H214V171H217V172H214L213 170H212V174H214V173H216V174H214V177L216 178V179H214L213 181L214 182H217L218 181V179L217 178H219V177H222V174L224 175H226V176H224V177H222V179L224 180V181H227V185L229 186L228 188H227V185H226V183L224 182V181H222V182H224V183H222L221 181H220V179L221 178H219V181L221 182V185H225L224 187H225V189H224V187H222L221 189H222V191L224 190V194L225 195H212V194H200V197H199V195H198V198H195L197 201H195V199L192 201V203L191 202H188V203H186L187 202V199L189 200V195H186L188 192H189V188L192 186V184L191 185H186L185 187H184V190H185V194H183V195H177L176 197V200L177 199H179V201H178V203L176 204L174 201H176V200H172V197L170 198V199H167V200H165L164 201V199H162V197H163V195H161V194H153V193H151V192H147V193H139V192H135V191H133V190H131V189H133L132 187H134V186H136L138 183L140 184V181L142 180V184H144V182H145V184H149V182H150V178L149 177H147V175H149L150 174V171L148 170V171H146L144 168L142 169V165H137L136 166V168H138V166H139V169H141V170H139V169H136L135 168V170L132 172V176H133V179H130V178H128V179H126L127 177H124L125 176V171H126V169H125V171H124V168H127L128 167V165L129 164H127V162H125V164H122V165H120V166H118L117 168H116V170H118L119 168V170L118 171H116L117 172V174H116V172H114V174H113V179H111V180H108L106 183H105V185H104V187H103V190H102V193L100 194V198H98V199H96V201L94 200V204H96L97 203V207L99 206V204L101 203V204H103V203H105V204H107L106 205V210H107V212L111 209V207H112V205H113V202H114V204H115V201H116V203H118V206L119 205H121V204H123L122 206H126V207H129V209H132V210H134V211H137V212H139L141 215V217L142 218H145V217H147V216H149L150 214H152V216L153 217H155V220L157 221V222H159L158 224H157V222L155 223L156 225H155V228H154V230H155V234L156 233H158L159 231V233L160 234H164L165 233V231L167 230V232H168V229H166L165 230V225H166V228L167 227H170V229H171V227H174V229L172 230L173 232H175V233H173V235H169V236H172V237H174V241H173V238L172 239H170V238H166L167 236H168V234H171V233H165V234H167L166 235V237H165V234L164 235H162L164 238H166V239H164L159 233V235H157V236H159L160 238H163L164 240V244H162V245H159L160 244V242H161V240L162 239H160L159 237V239L160 240H157V242L158 241H160L159 242V244H157V242H156V245H159V246H157V247H159V248H161L162 249V252L164 253V254H166V256L168 257L167 259H169V260H171L173 257V260H175V257L176 256H178V258H176V259H178V260H175V261H177L178 262V264H181L182 262L184 263V261L187 259V258H191L192 256V254H194L193 255V257L195 256V258L194 259H196L197 258V262H200V264H213L215 261L214 260H212V261H214L213 263L212 262H207V261H211V259L213 258H211L209 255H206L207 257H210V258H207L206 256H205V254H210L212 251L214 252V246H216V244H214V240H216V238H218V236H217V234H218V230L220 231V240H222L221 239V236L222 237H224L225 239H229V241H227V240H225V241H223L222 240V243H224V242H230V240L231 239H233V237H232V235H231V232L229 231V228L228 227H226V225H224L227 221H231V222H233L232 221V219L234 220V219H236V226H233V228H238L237 230H238V232L240 233V234H242L243 232H244V230H245V227H247L245 224H247V222H248V226H249V223H250V225L251 224H253L252 225V228L253 229H251V230H253V232H254V234H256V236H258V237H261V238H259L260 239V241L259 242H257V241H253V239L252 238H250V235H249V233H244L243 234V238H244V243H243V245H244V249H243V251H237L238 252V254L239 255H237V253L235 254L236 255V258H238V260L239 261H237V259L235 260V261H228L227 259V261L229 262H226L227 264H259V263H261V264H264V263H262V262H264V243H262V242H264V202H263V200H264V190H263V188L264 187H262L261 188V190H254V194H252V193H250V192H247V194H245V195H243L242 193H241V190L237 187V185L240 187V178L238 179V176H241L245 171L243 170V166H244V164L245 165H247L246 163H242L243 164V166H242V164L240 165V167H237L238 166V164L236 165V167H237V169H239V168H241V166H242V168L241 169H239L240 170V172L242 173V171L241 170H243V173L241 174V173H239L238 174V170H237V172H236V174H235V168H233L234 166H235V164H234V166H233V163L230 165V166H233V167H231V168H233V169H228V168H230V166L228 167L227 165H228V163H226L227 165L226 166H224L225 165ZM43 164V163H42ZM77 164H79V162H77ZM31 165H32V163H31ZM48 165V164H47ZM136 165V164H135ZM134 165V166H135ZM42 166V165H41ZM49 166V165H48ZM56 166H59L58 164L56 165ZM133 166V167H134ZM55 167V166H54ZM225 167V168H224ZM20 168V169H19ZM49 168H51V167H49ZM88 168V169H87ZM122 168V169H121ZM214 168V167H213ZM212 168V169H213ZM244 168H245V166H244ZM40 169H41V167H40ZM51 169H53V168H51ZM54 169H56V168H54ZM78 169H79V166H78ZM107 169H109V167H107ZM133 169V168H132ZM228 169V170H227ZM42 170V169H41ZM65 170H67V169H65ZM121 170V171H120ZM137 170H139V171H137ZM232 170V171H231ZM83 171V172H84ZM108 171H110V169L108 170ZM137 171V172H136ZM210 171H211V169H210ZM230 171V172H229ZM65 172V171H64ZM147 172H149V173H147ZM214 172V173H213ZM223 172V173H222ZM224 172H226V173H224ZM228 172H229V174H228ZM232 172V175L230 174ZM121 173V174H120ZM134 173V174H133ZM140 173V174H139ZM63 174H65V173H63ZM67 174V173H66ZM116 174V175H115ZM147 174V175H146ZM160 174H161V172L160 171H158V173H157V182L159 183H162L163 181H164V179H165V176L163 175V174H161V176H160ZM218 174H219V177H218ZM56 175H58V179L57 180H55L54 178H56ZM115 175V176H114ZM119 175H121V178H118V176ZM137 175V176H136ZM217 175V176H216ZM221 175V176H220ZM235 175V178L233 177ZM65 176H67V175H64V177ZM117 176V177H116ZM116 177V178H115ZM131 177V176H130ZM135 177V178H134ZM227 177H228V179H227ZM248 177V175L246 176V178ZM66 178V177H65ZM146 178V179H145ZM224 178H226V179H224ZM231 178V179H230ZM232 178H234L235 180H236V178L239 180H236V181H233V179ZM242 178V177H241ZM61 179V178H60ZM64 179V178H63ZM116 179H118V181L116 182L115 180ZM126 179V180H125ZM138 179V180H137ZM163 179V180H162ZM130 180H135V181H132L133 183V185L131 186V185H128V184H126V182L128 181H130ZM144 180V181H143ZM217 180V181H216ZM137 181H139V182H137ZM149 181V182H148ZM238 181V184L236 183ZM263 181H264V179H263ZM262 181V183H261V186H264V182ZM66 182H67V179H66ZM91 182V181H90ZM90 182H89V185H91L92 184V182H91V184H90ZM127 182V183H128ZM72 182L70 181V184H71ZM74 183H76V182H73V184ZM86 183H88V182H86ZM117 183V184H116ZM125 184V185H123V184ZM159 183V184H160ZM228 183H230V184H228ZM79 184V183H78ZM81 184V183H80ZM79 184V185H80ZM85 184V183H84ZM94 184V183H93ZM136 184V185H135ZM24 185H25V187H24ZM69 185V184H68ZM72 185V184H71ZM75 185V184H74ZM89 185H87V187L89 186ZM122 185V187H120ZM95 186V185H94ZM113 188H112V187ZM128 186V187H127ZM20 187H21V185H20ZM85 187V186H84ZM189 187V188H188ZM250 187H254V184H251L250 185ZM249 187V188H250ZM23 188H20L19 190H23ZM67 188V187H66ZM227 188V189H226ZM231 188V189H230ZM7 189V190H6ZM63 189H65V188H63ZM96 189V188H95ZM229 189V190H228ZM240 191H239V190ZM260 189V188H259ZM13 189H11V191H12ZM107 190V191H106ZM116 190V191H115ZM183 190V191H184ZM228 190V191H227ZM263 190V191H262ZM6 191V192H5ZM9 191V192H8ZM70 191H71V189H70ZM96 191H97V189H96ZM126 191H127V193H126ZM130 191L133 193H130ZM222 191L220 190L219 191V194H220V192L222 193ZM237 191V192H236ZM256 191H258V192H256ZM8 192V193H7ZM23 192H25L24 190H23ZM65 192H66V190H65ZM83 192V193H82ZM117 192V193H116ZM256 192V193H255ZM260 192V193H259ZM5 193V194H4ZM21 193V192H20ZM126 193V194H125ZM150 193V194H149ZM228 193V194H227ZM259 194V196H258V194ZM7 194V195H6ZM22 194V193H21ZM24 194V193H23ZM22 194V195H23ZM81 194V195H80ZM104 194V195H103ZM129 194V195H128ZM140 194H142V197H141V195ZM151 194H153V195H151ZM251 194V195H250ZM257 194V195H256ZM263 194V195H262ZM11 195V196H10ZM74 195H76L75 197H77V198H75V197H73ZM79 195H80V197H79ZM150 195V196H149ZM158 195V196H157ZM203 195H205V196H203ZM207 195V196H206ZM232 195V196H231ZM234 195V196H233ZM247 195V196H246ZM252 195H253V197H252ZM24 196V195H23ZM33 196H35V195H33ZM109 196V197H108ZM144 196H146V197H144ZM180 196V197H179ZM186 198V199H184V197ZM189 196V197H188ZM201 196H202V198L203 199H205V202H207V203H211L210 205H208L207 203H204V201H203V199L201 198ZM214 196H218L217 198L216 197H214ZM223 196V197H222ZM226 196H227V198H226ZM240 196H242V197H240ZM245 196V197H244ZM115 197H116V199H115ZM150 197H151V199H154V200H151L150 199ZM156 197V198H155ZM206 197H207V199H206ZM225 197V198H224ZM256 197H257V199H256ZM259 197V198H258ZM160 198H161V200H160ZM180 198H182V200L180 199ZM219 198V199H218ZM232 198V199H231ZM235 198V199H234ZM25 199H26V197H25ZM107 199L110 201V202H108L107 201ZM158 199H159V201H158ZM184 199V200H183ZM202 199V200H201ZM211 199V200H210ZM224 199H225V202H224ZM22 200V199H21ZM24 200V199H23ZM26 200H28V199H26ZM44 200L46 201V199L44 198ZM60 200V201H59ZM63 200V201H62ZM67 200V201H66ZM72 200H71V202H72ZM105 200V201H104ZM113 200V201H112ZM119 200V201H118ZM146 200V201H145ZM168 200H170V201H168ZM186 200V201H185ZM222 200H223V202H222ZM226 200H228V201H226ZM247 200H249V201H247ZM251 200V201H250ZM37 201H39V200H37ZM37 201H36V203H37ZM184 201V202H183ZM210 201V202H209ZM218 201V202H217ZM256 201V202H255ZM24 202H26V201H24ZM55 202V201H54ZM64 202H66L67 203V205H64L65 203ZM83 202V203H82ZM147 202V203H146ZM159 202V203H158ZM173 202V203H172ZM196 203V205H195V203ZM197 202H198V204H199V206H198V204H197ZM230 202V203H229ZM248 202V203H247ZM253 202V203H252ZM81 203V204H80ZM86 203V204H85ZM150 203V204H149ZM155 203V204H154ZM163 203V204H162ZM174 203H175V205H174ZM179 203H182V205L181 204H179ZM184 203H186V204H184ZM256 203H257V205H256ZM24 204V205H25ZM53 204V203H52ZM70 204V203H69ZM76 204V205H77ZM100 204V205H101ZM132 204H133V206H132ZM167 204V205H166ZM200 204H202V205H200ZM217 204V205H216ZM221 204V206H222V210L221 209H218L217 208V210H216V208H214V207H217L218 205H220ZM21 205V204H20ZM37 205V204H36ZM61 207H60V206ZM92 205V204H91ZM104 205V204H103ZM189 205V206H188ZM193 205V206H192ZM25 206V207H26ZM59 206V207H58ZM78 206V205H77ZM96 206V205H95ZM132 206V207H131ZM154 206H156V207H154ZM159 206V207H158ZM179 206V207H178ZM184 207V208H180V207ZM186 206V207H185ZM233 206V207H232ZM22 207V208H21ZM79 207V206H78ZM78 207H74V209L75 208H78ZM84 206H82V208H83ZM90 207H92L93 208V206H89V209H90ZM151 207V208H150ZM169 207V209H167ZM188 207V208H187ZM191 209H190V208ZM196 207H197V210H196ZM243 207V208H242ZM245 207V208H244ZM260 207V208H259ZM12 208V209H11ZM69 208V209H68ZM95 208V207H94ZM99 208H100V206H99ZM99 208H96V209H99ZM166 210H165V209ZM172 208V209H171ZM176 208V209H175ZM199 208V209H198ZM205 209V211L203 210V209ZM234 209V211H232L231 212V214H229L227 217H223V216H225L227 213H228V210L227 209ZM235 208H237V209H235ZM36 209H38V208H36ZM64 209V210H63ZM85 209H87V208H85ZM152 209V210H151ZM153 209H154V211H153ZM183 211H182V210ZM184 209L186 210V211H184ZM213 209V210H212ZM10 210V211H9ZM77 210V209H76ZM78 210H81V209H78ZM101 209H99L98 211H99V213L101 212L102 213V210L100 211ZM104 210H105V208H104ZM104 210H103V212H104ZM106 210H105V212H106ZM125 210V209H124ZM124 210H122V212L124 211ZM150 210V211H149ZM158 210V211H157ZM177 210V211H176ZM191 210H194L193 212L191 211ZM208 210V211H207ZM220 210H221V212H220ZM238 210H240V211H243V212H240V211H238ZM259 210V211H258ZM59 211V212H58ZM75 211V210H74ZM89 211V210H88ZM97 211V210H96ZM169 211V212H168ZM189 211H191L190 213H189ZM227 211V212H226ZM250 211V212H249ZM35 212H36V214H37V216H35ZM80 212V211H79ZM78 212V213H79ZM104 212V213H105ZM152 212V213H151ZM184 212H186V213H184ZM189 214H188V213ZM201 213V214H203L202 212H204V216L203 215H201V216H203L202 218H205V219H203V220H201V219H199V214L198 213ZM207 212V216L205 217V213ZM213 212V213H212ZM225 212V213H224ZM234 212V213H233ZM245 212V213H244ZM108 213H110V212H108ZM107 213V214H108ZM125 213V212H124ZM123 213V214H124ZM163 215H162V214ZM178 213V214H177ZM191 213H193V214H191ZM197 213V214H196ZM211 213L213 214V215H216V216H214V217H217V218H219V217H223V219L221 218V220H223L225 223L224 224H222V223H220V225L222 224V227L220 228V229H217V232L215 233V234H213V233H209L210 231H208L207 230V228H206V230L208 231H206L207 233H208V235L210 234L211 236H207L208 238H211V237H214L213 235H216L217 237H214V240L213 241H211V239H209L211 242H213V243H211V245H212V249L210 248L211 246L209 245L210 244V241L209 242H207L206 244L205 243H203V241H202V239H200L201 238V235L203 234H201L200 235V237H199V239L202 241H200V243H201V246H203V247H201L202 248V250H204L203 252L205 253V254H202V256H200L201 255V253H203V252H201L202 250H201V248H200V251H199V253H200V255H198V257L195 255V253H190L189 251H192V249H191V246H188V245H191V244H187V246H186V242H189L188 240H187V238L186 237H183L182 236V234L180 233V232H183V230H184V228H187V231L189 230V226L188 225H186L185 224V221H191V219H193V220H195V219H198V220H200L199 221V223H198V226H204L206 223V221L207 220H209L210 218H212L210 215H211ZM218 213V214H217ZM220 213V214H219ZM248 213V214H247ZM263 213V214H262ZM80 214V213H79ZM123 214H121V217H123L122 215ZM127 214V213H126ZM171 216H170V215ZM182 214H184V215H182ZM236 214V215H235ZM241 214H243V216L241 215ZM258 214V215H257ZM87 215V214H86ZM85 215V216H86ZM109 215V214H108ZM111 215V214H110ZM125 215V214H124ZM187 215V216H186ZM188 215H189V217H188ZM190 215H197V216H199L198 218H196V217H193V216H190ZM255 215V216H254ZM73 216V217H72ZM89 216V215H88ZM106 216V215H105ZM126 216V215H125ZM180 216H181V218H180ZM184 216H186V217H184ZM78 217V218H77ZM141 217H139V219L141 218ZM167 217V218H166ZM173 217V218H172ZM175 217V218H174ZM191 217V218H190ZM209 217V218H208ZM229 217H231V218H229ZM241 217V218H240ZM244 217H245V219H244ZM72 218V219H71ZM87 218V217H86ZM166 220H165V219ZM178 218V219H177ZM185 220H184V219ZM188 218V219H187ZM190 218V219H189ZM195 218V219H194ZM206 218H208V219H206ZM243 218V220L244 221H242L241 219ZM257 218V219H256ZM163 219V220H162ZM169 219V220H168ZM177 219V220H176ZM180 219H182V220H180ZM220 219V218H219ZM252 219V220H251ZM71 220V221H70ZM80 220V221H79ZM86 220H88V219H86ZM91 219H89L88 221H90ZM95 220H97L96 218H95ZM94 220V221H95ZM126 220V219H125ZM169 222H168V221ZM240 220V221H239ZM249 220V221H248ZM256 220V221H255ZM8 221V222H7ZM93 221V222H94ZM161 221V222H160ZM164 221V222H163ZM167 223H166V222ZM172 221V222H171ZM253 221V222H252ZM83 222H84V220H83ZM96 222V221H95ZM99 222V221H98ZM97 222V223H98ZM180 222V223H179ZM201 222V223H200ZM202 222H203V224H202ZM240 222V223H239ZM243 222V223H242ZM261 222V223H260ZM71 223V224H70ZM85 223H87V222H85ZM92 223V222H91ZM162 223H164V224H162ZM238 223V224H237ZM89 224V223H88ZM93 224H95V223H93ZM92 224V225H93ZM98 224H100V223H98ZM183 224V225H182ZM255 224V225H254ZM10 225V226H9ZM127 225V224H126ZM164 225V226H163ZM218 225V224H217ZM240 225V226H239ZM243 225H244V227H243ZM4 226V227H3ZM85 226V225H84ZM98 227L99 228V226L96 224L95 225V227ZM175 226H177V227H175ZM181 226V227H180ZM183 226V227H182ZM225 226V227H224ZM263 226V227H262ZM96 227V228H97ZM159 227V228H158ZM243 227V228H242ZM250 227V226H249ZM98 228H97V231H98ZM202 228V227H201ZM201 228L199 227L198 228V230L201 232ZM251 228V227H250ZM5 229V230H4ZM47 229V228H46ZM126 229H127V227H126ZM180 231H179V230ZM183 229V230H182ZM235 229V230H236ZM239 229H240V231H239ZM244 229V230H243ZM259 229V230H258ZM261 229V230H260ZM4 230V231H3ZM103 229H101V234H102V232L104 233V230L102 231ZM134 230H137V229H134ZM162 230V231H161ZM191 230V229H190ZM189 230V231H190ZM205 230V229H204ZM203 230V231H204ZM236 230V231H237ZM132 231V230H131ZM170 231V230H169ZM172 231H170V232H172ZM229 231V232H228ZM259 231H261L260 233H259ZM5 232V233H4ZM8 232V233H7ZM99 232V231H98ZM100 232H99V234H96L95 233V236L94 237H96V236H99L100 235ZM132 232H135V231H132ZM131 232V234H132V236H133V238L131 237V235H130V237H131V239H130V242H132V240H134V242H132L131 244H132V246L133 245H135V247H132V250L133 249H136L138 252H140V253H143V252H141V249H142V251L144 250L143 248H145V251H144V255L143 256H148V254H150V251L149 250H151L153 247H152V245L154 244V240H152V236L153 235H155L154 233H153V235H151L152 234V232H149V231H145L144 232V234H139V233H137L138 232V230H137V232H135V233H132ZM140 232V231H139ZM162 232V233H161ZM180 234L179 236H182L183 238H184V240H187V241H185V242H183L182 241V237L180 238L181 239V241H180V239H178V233ZM185 233H183V234H188V232H186V230L184 231ZM129 233V232H128ZM141 233V232H140ZM263 233V234H262ZM2 234H4V235H2ZM8 234V236H6V235ZM134 234V235H133ZM204 234H205V232H204ZM260 234V235H259ZM104 235V234H103ZM128 236H129V234H127ZM206 235L207 234H205L204 236V238H206ZM263 235V236H262ZM4 236V237H3ZM151 236V237H150ZM176 236H177V239H176ZM245 236V237H244ZM249 236V237H248ZM2 237V238H1ZM129 237V238H130ZM150 237V238H149ZM127 239H129L128 237H126ZM203 238V239H204ZM207 238V239H208ZM91 239V238H90ZM94 238H92V240H93ZM148 239V240H147ZM150 239H151V241H150ZM206 239V240H207ZM219 239V238H218ZM106 241H109L110 239H108V237H106V239H105ZM167 240V241H166ZM170 240V241H169ZM178 240V241H177ZM191 240V239H190ZM234 240V239H233ZM233 240H231V242H232V244H234L233 242ZM245 240H247V241H245ZM111 241V240H110ZM124 241H127V240H124ZM166 241V242H165ZM219 241V240H218ZM250 241V242H249ZM53 242V241H52ZM56 242V241H55ZM112 242V241H111ZM128 242V241H127ZM129 242V243H130ZM149 242V243H148ZM181 242V243H180ZM193 242H195L194 240H192V241H190L189 243H193ZM204 242H206V241H204ZM252 242V243H251ZM68 243V244H67ZM104 243H105V241H104ZM133 243H135V244H133ZM162 243V242H161ZM196 243V242H195ZM203 243V244H202ZM221 243V244H222ZM257 243H258V245H257ZM60 244V243H59ZM141 244H142V246H141ZM147 244V245H146ZM152 244V245H151ZM182 244V245H181ZM237 244V243H236ZM241 244V243H240ZM145 245V246H144ZM150 245V246H149ZM165 245V246H164ZM193 245H194V243H193ZM192 245V246H193ZM224 245V244H223ZM222 245V246H223ZM225 245H227V246H225ZM225 248H228V247H232L233 246V249L231 250V249H229V250H227V249H225L224 248V246H223V248L225 249V251L227 250V252L228 251H233L234 250V248L237 246V245H231V244H229V246H228V243H225ZM231 245V246H230ZM251 245V246H250ZM257 245V246H256ZM106 246H107V244H106ZM143 247V248H141V247ZM177 246V247H176ZM182 246H184V247H182ZM240 246V245H239ZM238 246V247H239ZM84 247H85V249H86V258L84 257V255H82L83 253H80V250H82V248L84 249ZM194 247V246H193ZM238 247H236L237 249H238ZM247 247V248H246ZM253 247V248H252ZM259 247V248H258ZM141 248V249H140ZM171 248V249H170ZM188 248V249H187ZM251 248V249H250ZM262 250H261V249ZM52 249V250H51ZM147 249V250H146ZM149 249V250H148ZM161 249H159L158 251H160L159 253H158V251H157V253L159 254V255H161L162 254V256H165L162 252H161ZM175 249V250H174ZM207 249H209V250H212L210 253H209V250H207ZM250 249V250H249ZM59 252H58V251ZM164 250H165V252H164ZM255 250V251H254ZM256 250H258V251H256ZM54 251V252H53ZM83 251V250H82ZM170 251V252H169ZM176 251V252H175ZM236 251V250H235ZM246 251V252H245ZM251 251V253H249ZM52 252V253H51ZM71 252V253H70ZM74 252V253H73ZM134 252L136 253V251L134 250ZM148 253L147 255H145V253ZM167 252V253H166ZM168 252L171 254V255H169L168 254ZM174 252V253H173ZM183 252V253H182ZM186 252H189L191 255V257L189 256V255H187V254H189V253H186ZM194 252V251H193ZM254 252V253H253ZM6 253V254H5ZM55 253V254H54ZM76 253V254H75ZM84 253H85V251H84ZM161 253V254H160ZM184 254V253H186V255H185V258L186 259H184V257H183V261H181L180 260V258H182V256H184V255H182V254ZM198 253V254H199ZM229 253H231V252H228V254ZM243 253V254H242ZM13 256H12V255ZM61 254V255H60ZM137 254V253H136ZM135 254V255H136ZM157 254V259L158 258H160L161 256H159ZM174 254V255H173ZM215 255L216 254V252H214V253H212L211 255ZM252 254V255H251ZM255 254V255H254ZM259 254H261V255H259ZM142 255H139L138 254V256H140V257H138L137 255H136V257L138 258V260H142ZM182 255V256H181ZM234 255V256H235ZM247 255V256H246ZM11 256V257H10ZM59 256H61V257H59ZM64 256V257H63ZM165 256V257H166ZM169 256H170V258H169ZM172 256V257H171ZM189 256V257H188ZM199 256H200V258L202 257V259H203V261H205L204 259L206 258L207 259V261H205V262H203L202 263V260L199 258ZM240 256V257H239ZM243 257V259H244V261H243V259H242V257ZM252 256V257H251ZM259 256V257H258ZM71 257V258H70ZM165 257H162L159 261L158 260H156L155 261V259H154V261L158 264V262H160V263H162V261L164 260H166V259H164ZM205 257V258H204ZM255 257V258H254ZM257 257V258H256ZM65 258V259H64ZM137 258L136 259H133L132 260V262H130V261H127L128 263H126V261H125V263H123V264H139L140 263V261H137ZM248 258V259H247ZM64 259V260H63ZM87 259V260H86ZM194 259L192 258L191 259V261H192V263L194 262ZM199 259H200V261H199ZM209 259V260H208ZM255 259V260H254ZM135 260V261H134ZM173 260H171L172 262H174ZM64 261V262H63ZM88 261H90V263H88ZM154 261H151L150 262V264H152ZM158 261V262H157ZM168 263H169V261L168 260H166ZM165 261V262H166ZM171 261H170V263H171ZM181 261V262H180ZM190 261V262H191ZM251 261V262H250ZM253 261H254V263H253ZM259 261V262H258ZM262 261V262H261ZM62 262V263H61ZM154 262V263H155ZM180 262V263H179ZM189 262V261H188ZM187 262V260H186V262H185V264H189ZM197 262H195V264L197 263ZM242 262V263H241ZM246 262V263H245ZM258 262V263H257ZM149 263V261H147V263L146 264H148ZM159 263V264H160ZM167 263V264H168ZM103 264H111V262H110V260L108 259V258H106V257H104V259H103ZM163 264V263H162ZM172 264V263H171ZM173 264H176V263H173ZM191 264V263H190ZM197 264H199V263H197ZM214 264H217V262L216 263H214ZM221 264H225V260L223 261V262H221Z\"/></svg>", "mask_w": 264, "mask_h": 264}]
</instances>
